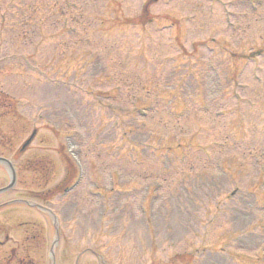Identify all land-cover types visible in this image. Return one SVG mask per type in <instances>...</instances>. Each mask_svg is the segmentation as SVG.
<instances>
[{
  "label": "rangeland",
  "instance_id": "obj_1",
  "mask_svg": "<svg viewBox=\"0 0 264 264\" xmlns=\"http://www.w3.org/2000/svg\"><path fill=\"white\" fill-rule=\"evenodd\" d=\"M30 1L36 3L27 10L26 38L15 28L23 20L19 6L6 8L12 34L0 31V157L16 170L13 188L0 195V264H52L51 254L54 264H175L196 245L212 249L197 256L203 264H217L215 256L264 264L258 262L264 260V140L250 138L264 134V59L230 54L264 47V0H159L150 8L152 15L176 19L178 30L161 20L139 26L146 0ZM42 17L47 25L40 29ZM193 45L195 55L189 54ZM168 85L184 88L192 102H176L169 111L165 100L174 95L162 91ZM135 108L152 113L145 119ZM230 120L233 130L225 137L223 123ZM34 131L33 143L19 153ZM194 137L190 152L177 145ZM157 140L177 145L175 151L147 156ZM64 156L82 180L42 203L65 175ZM172 157L168 171L163 162ZM217 166L234 185L215 174ZM190 167L201 174L193 183ZM186 171L192 179L183 185ZM9 181L1 164L0 189ZM146 188H156L153 198ZM223 192L237 193L230 206L238 211L255 207L241 242V224L237 231L222 210ZM24 200L55 215L57 242L55 225ZM145 204L149 216L141 213Z\"/></svg>",
  "mask_w": 264,
  "mask_h": 264
}]
</instances>
